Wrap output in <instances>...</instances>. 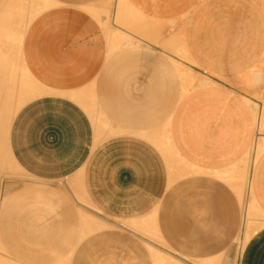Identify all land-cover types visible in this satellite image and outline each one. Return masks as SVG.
Segmentation results:
<instances>
[{"label":"crops","instance_id":"obj_1","mask_svg":"<svg viewBox=\"0 0 264 264\" xmlns=\"http://www.w3.org/2000/svg\"><path fill=\"white\" fill-rule=\"evenodd\" d=\"M116 1L46 0L24 29L35 92L7 145L28 179L0 211V254L147 264L137 240L156 239L153 264H195L247 234L237 264H264V0Z\"/></svg>","mask_w":264,"mask_h":264},{"label":"bare ground","instance_id":"obj_2","mask_svg":"<svg viewBox=\"0 0 264 264\" xmlns=\"http://www.w3.org/2000/svg\"><path fill=\"white\" fill-rule=\"evenodd\" d=\"M117 1L115 3L116 5H117ZM121 1H119L120 3H118V5H120V7L121 6L123 7L124 4H125L124 6L127 8L132 6V5H129L130 3H127V0H121ZM45 4H46V0H0V173L1 174H2V172H3V174L5 172H7L6 167H5V154H6L5 153V144H6L8 127L10 125L11 112L14 109V106L22 103L23 100L27 96L34 95V92H35L34 91L35 88L33 85H28V83L25 84L22 81L20 84H16V77L15 76H17V75H15V70H16V66H17V62H16L17 44L21 43L22 35H23L24 29L26 27V21L28 23L45 6ZM116 7H118V6H115L114 9ZM120 7H118V8H120ZM128 9H131V7ZM125 10L123 9V11H125ZM134 10H135V8H134ZM119 11L122 12L121 8ZM130 11H132V10H130ZM129 12H124V14L127 13V15L128 14L130 15V13H132L131 14L132 16L134 14H136V13L133 14V12H130V13ZM135 12H136V10H135ZM140 13L138 16L143 14V13L142 14H140ZM129 15H128L129 19L130 18L132 19L135 16L134 21H136V22H138L139 19H142V17H140L138 20H136L137 15H134L133 17L132 16L130 17ZM142 16H144V14ZM125 17H127L126 14H125ZM153 18L150 20L151 22H152V20H154V22H155L156 19H153ZM131 19L129 21H124V22L129 23L131 21ZM158 19L156 22L159 26V21L161 18L159 19V21H158ZM168 19H170V18H167V20ZM147 20L148 19H146V23L148 22ZM161 20H163V19H161ZM139 21L142 22V20H139ZM156 22L154 23L155 26H156ZM146 23L144 24V26L146 25ZM161 23H162V21H161ZM167 23H168V21H167ZM148 25H149V22H148ZM131 26H132V24H131ZM148 27L150 28V26H148ZM153 29H155V28L153 27ZM118 31H122V30L118 29ZM129 32H131V31H129ZM143 32H144V30H143ZM159 32H160V30H159ZM120 33L123 34V32H120ZM124 33H126V32H124ZM129 35H131V34H129ZM148 35L152 36V34H148ZM153 36H154V34H153ZM129 37H132V36H129ZM126 43L124 42V44H126ZM3 174L1 176H3ZM243 183H244V181H243ZM238 188H240V187H238ZM243 192H244V190H243ZM245 200H247V199L245 198ZM244 207H245V204H244ZM98 222H100V221H98ZM98 224H99V226H104L101 223H98ZM156 255H157L156 259H157L158 264H183V261L180 258L168 257V256H165L163 254H158V253Z\"/></svg>","mask_w":264,"mask_h":264},{"label":"rangeland","instance_id":"obj_3","mask_svg":"<svg viewBox=\"0 0 264 264\" xmlns=\"http://www.w3.org/2000/svg\"><path fill=\"white\" fill-rule=\"evenodd\" d=\"M26 25H27V21H26ZM16 62H17V66H16V70H15V75H17V76H15L16 77V84H20L22 81L25 84L28 83V85H33L32 81L30 80L31 78L28 77V75H27V73H26V71L22 65V62H21L20 43L17 44ZM30 97L31 96H27L23 100L22 103L14 106V109L11 112V118H13L14 114L21 107V105L25 101H27ZM11 118H10V121H11ZM8 129H9V127H8ZM5 153H6L5 154V167H6L7 172H5L4 174L2 172L3 176H1L2 174L0 173V178H1L0 179V211H1L2 207L5 205V203L7 202V199H8L7 197L13 192V190L21 187L22 183L26 182V180L28 179L22 173V171L16 166L14 160L12 159L10 152H9V149H8V145H7V137H6V144H5ZM77 199H78V202H80V204H86L79 197H77ZM78 210L82 211L83 213L85 212L84 207L78 206ZM126 230H125L126 235H128L129 237H132V235H133L131 233V231H133L132 226H128ZM128 231H129V233H128ZM135 232H136V234H139L141 236H147V233H145V232H142L139 230H135ZM246 237H247V234H244V236H242V238H238V239L234 240L232 242V244L230 245V247L225 251L224 254L214 256V257H208L205 260L215 259V261L217 262L216 264H237V259H238L239 253L241 251V248H242V246L246 240ZM149 240L152 241L153 243L150 244V242H149V244H148L147 240H144V239L137 240V242L140 243L141 250L146 256V257H143V258L147 259L146 263L147 264H153L152 260L149 259V257H151V254H152L151 249L152 250L161 249V250L166 252L167 248L161 240H156V239H149ZM148 254H150V256ZM180 257H183V256H180ZM205 260H200V261L193 260V262H195V264H202L201 261H205ZM0 264H12V263L9 262L5 257H3V255L0 254Z\"/></svg>","mask_w":264,"mask_h":264}]
</instances>
